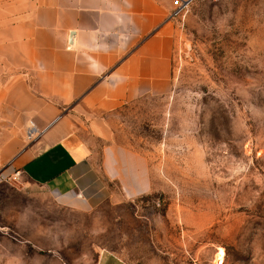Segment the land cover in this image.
<instances>
[{
    "label": "rangeland",
    "instance_id": "rangeland-1",
    "mask_svg": "<svg viewBox=\"0 0 264 264\" xmlns=\"http://www.w3.org/2000/svg\"><path fill=\"white\" fill-rule=\"evenodd\" d=\"M159 2L171 90L112 117L151 188L105 181L82 210L0 164V264H264V0Z\"/></svg>",
    "mask_w": 264,
    "mask_h": 264
},
{
    "label": "crops",
    "instance_id": "crops-1",
    "mask_svg": "<svg viewBox=\"0 0 264 264\" xmlns=\"http://www.w3.org/2000/svg\"><path fill=\"white\" fill-rule=\"evenodd\" d=\"M174 50L159 0H0L2 173L82 210L105 181L149 191L148 161L115 141L112 117L170 92Z\"/></svg>",
    "mask_w": 264,
    "mask_h": 264
},
{
    "label": "bare ground",
    "instance_id": "bare-ground-1",
    "mask_svg": "<svg viewBox=\"0 0 264 264\" xmlns=\"http://www.w3.org/2000/svg\"><path fill=\"white\" fill-rule=\"evenodd\" d=\"M223 258H224V251L222 249H219L218 253L216 254L214 264H222Z\"/></svg>",
    "mask_w": 264,
    "mask_h": 264
},
{
    "label": "built area",
    "instance_id": "built-area-1",
    "mask_svg": "<svg viewBox=\"0 0 264 264\" xmlns=\"http://www.w3.org/2000/svg\"><path fill=\"white\" fill-rule=\"evenodd\" d=\"M174 4L180 6V5H181V0H174ZM29 133H30V132H29ZM29 135H30V134H29Z\"/></svg>",
    "mask_w": 264,
    "mask_h": 264
}]
</instances>
